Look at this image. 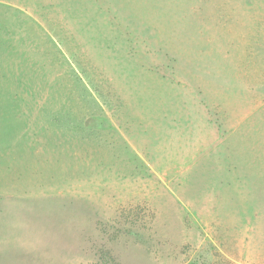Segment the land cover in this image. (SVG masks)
I'll return each mask as SVG.
<instances>
[{"label":"rangeland","instance_id":"rangeland-1","mask_svg":"<svg viewBox=\"0 0 264 264\" xmlns=\"http://www.w3.org/2000/svg\"><path fill=\"white\" fill-rule=\"evenodd\" d=\"M255 156L264 0H0V264H264Z\"/></svg>","mask_w":264,"mask_h":264},{"label":"crops","instance_id":"crops-1","mask_svg":"<svg viewBox=\"0 0 264 264\" xmlns=\"http://www.w3.org/2000/svg\"><path fill=\"white\" fill-rule=\"evenodd\" d=\"M204 123H206V122H204ZM206 124H207V123H206ZM171 142H172V141H171ZM173 144H174V143L172 142V145H173ZM181 144H186V143L181 142ZM159 147H160V146H159ZM160 149H162V150H163V153H164V154H163V158H162L163 161H159L158 163H155L154 160L150 157V158H149V161H148V165H149V163L153 165V164H159V163H161V162H163V163H164V162H167V163L169 162L168 159H167V158H168V155H167V154H169L168 150L170 149V145H169V143L165 141V142L162 144V146L160 147ZM192 149H193V147H192ZM205 152H206V153H205ZM172 153H173V152H172ZM207 153H208L207 151L200 152L199 150H197V151H195L194 154H199L200 157H205V158H206V157L208 156ZM174 154L176 155V153H173V157H174V158H177V156L179 155V154H178V151H177V155H176V156H174ZM173 162H174V163H177V159H175L174 161H172V163H173ZM174 163H173V164H174Z\"/></svg>","mask_w":264,"mask_h":264},{"label":"trees","instance_id":"trees-1","mask_svg":"<svg viewBox=\"0 0 264 264\" xmlns=\"http://www.w3.org/2000/svg\"><path fill=\"white\" fill-rule=\"evenodd\" d=\"M80 129H83V127L80 128ZM259 160H258L257 156H255V158H253L251 160L252 162L255 163L256 166L258 164V166L256 167V170H255L256 176H257L256 177V181L258 180V182L260 180H264V163L262 162V160L261 161H259ZM257 170H258V175H257ZM244 171H246V170H244ZM250 179H251V182H252V185H253L254 184V180L252 178H250ZM185 182H187V181H185ZM158 193L161 195V200H164L165 196L163 195V193H160V192H158ZM145 205H146V203H145ZM144 211L151 212L152 213V216H154V214L156 213V211H155V209L153 207L152 208H147L146 210L144 209Z\"/></svg>","mask_w":264,"mask_h":264}]
</instances>
